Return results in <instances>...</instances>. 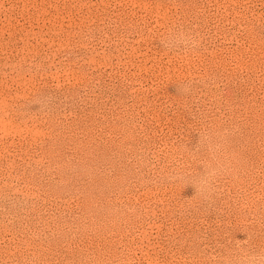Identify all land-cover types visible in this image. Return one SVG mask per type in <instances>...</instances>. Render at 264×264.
Returning <instances> with one entry per match:
<instances>
[{
	"label": "rangeland",
	"instance_id": "rangeland-1",
	"mask_svg": "<svg viewBox=\"0 0 264 264\" xmlns=\"http://www.w3.org/2000/svg\"><path fill=\"white\" fill-rule=\"evenodd\" d=\"M0 264H264V0H0Z\"/></svg>",
	"mask_w": 264,
	"mask_h": 264
}]
</instances>
